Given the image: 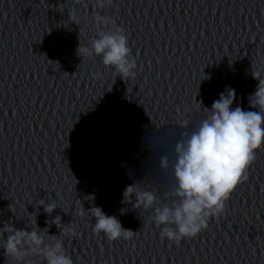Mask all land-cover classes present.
I'll return each instance as SVG.
<instances>
[{"label":"clouds","instance_id":"9594fccd","mask_svg":"<svg viewBox=\"0 0 264 264\" xmlns=\"http://www.w3.org/2000/svg\"><path fill=\"white\" fill-rule=\"evenodd\" d=\"M113 2L95 0L94 6L104 9ZM94 22L99 29L97 36L90 46L79 45L77 54L101 56L103 65L112 68L117 76L124 80L135 78L136 59L125 30L98 12ZM235 99V90L226 88L210 108L203 107L207 115L195 124L185 120L167 131L164 125L150 129L145 126L141 148L148 155L140 161L143 178L129 185L125 193L134 191L138 203L153 210L155 225L162 226V239L179 243L184 238H195L207 229L210 217L225 212L226 202L237 186L248 180V169L257 150L264 146V80H259L249 96L250 108L258 110H244L239 105L233 108ZM169 181L171 186L164 199L148 187H161ZM55 208L50 203L45 211ZM90 210L95 218V233H103L110 241L133 235L116 216L106 215L100 207ZM28 227L17 229L11 221L0 227L6 237L2 245L6 259L12 258L15 264H34L29 257L42 258L45 264H74L62 238L63 233L70 231L68 227L58 235H50L47 228L41 229L37 223L31 230Z\"/></svg>","mask_w":264,"mask_h":264}]
</instances>
